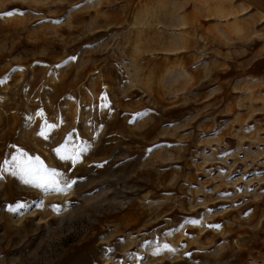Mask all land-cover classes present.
<instances>
[{"label": "rangeland", "instance_id": "374dc122", "mask_svg": "<svg viewBox=\"0 0 264 264\" xmlns=\"http://www.w3.org/2000/svg\"><path fill=\"white\" fill-rule=\"evenodd\" d=\"M9 11L0 264H264V0ZM21 150L75 183L26 184Z\"/></svg>", "mask_w": 264, "mask_h": 264}, {"label": "snow or ice", "instance_id": "6c2138e0", "mask_svg": "<svg viewBox=\"0 0 264 264\" xmlns=\"http://www.w3.org/2000/svg\"><path fill=\"white\" fill-rule=\"evenodd\" d=\"M0 15L11 16L13 12L0 13ZM40 135H44V133L41 132ZM85 150L86 149L83 147L78 149L74 147L72 151H65L63 154H61V148H57L55 151L60 155L62 160H70L73 164H76L80 158V153ZM12 159L26 184H32L37 188L47 191L65 192L75 183V181L65 182L62 185L58 179L61 174L58 173L57 170L48 169L39 157H29L26 153H23L22 150L20 156H14ZM21 207H23V205H21ZM216 227L219 226L217 225Z\"/></svg>", "mask_w": 264, "mask_h": 264}, {"label": "bare ground", "instance_id": "6f19581e", "mask_svg": "<svg viewBox=\"0 0 264 264\" xmlns=\"http://www.w3.org/2000/svg\"><path fill=\"white\" fill-rule=\"evenodd\" d=\"M218 1H222V0H218ZM237 28V27H236Z\"/></svg>", "mask_w": 264, "mask_h": 264}]
</instances>
